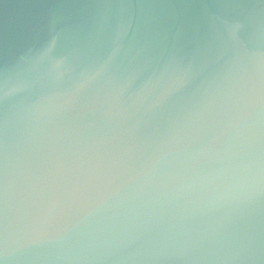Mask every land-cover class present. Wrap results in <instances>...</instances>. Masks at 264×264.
<instances>
[{
	"label": "water",
	"instance_id": "obj_1",
	"mask_svg": "<svg viewBox=\"0 0 264 264\" xmlns=\"http://www.w3.org/2000/svg\"><path fill=\"white\" fill-rule=\"evenodd\" d=\"M236 24L250 48L264 50V0H0V80L12 73L24 84L0 105V174L7 165L11 179L20 168L70 178L99 165L89 198L49 227L70 225L74 240L99 243L128 225L135 238L95 264H136L119 257L158 243L176 209L135 196L138 181L86 213L146 164L159 177L223 170L237 159L247 134L243 122L229 127L240 108L226 63L232 53L218 57L217 48ZM53 37L54 54H69L74 71L49 79L47 61L37 59ZM42 96L47 108L32 113ZM251 218L264 228V193ZM232 220L233 206L214 202L189 225L227 231ZM144 221L148 231L137 228Z\"/></svg>",
	"mask_w": 264,
	"mask_h": 264
},
{
	"label": "clouds",
	"instance_id": "obj_2",
	"mask_svg": "<svg viewBox=\"0 0 264 264\" xmlns=\"http://www.w3.org/2000/svg\"><path fill=\"white\" fill-rule=\"evenodd\" d=\"M240 28V24L226 28L217 48L218 57L232 53L226 63L232 69V89L240 108L229 127L239 128L244 123L243 132L247 134L242 141L244 150L226 169L217 171L185 173L181 170L157 177L152 172L153 165L146 164L106 196L95 200L86 215L139 181L135 196L147 193V203L176 209L174 215L179 219L169 225L158 243L149 241L143 254L121 256V261L136 264L166 260L181 264L264 262V228L251 218L252 205L264 193V50L250 48V40L241 35ZM56 44L55 37L43 44L37 59V64L47 61L49 79L74 71L69 54H54ZM21 87L23 82L16 80L12 73L0 80V105H6ZM48 98L42 96L30 106V111L39 115L47 108ZM98 168L99 165L75 172L70 178L58 169L37 177L27 168H20L15 179H11L6 165L0 174V264H95L109 258L104 253L135 238L128 225L99 243L74 240L70 225L50 229V223L62 216L66 208L89 198L91 185L100 178ZM214 202L233 206L230 230H200L189 225L197 209ZM137 228L148 231L149 222L144 221Z\"/></svg>",
	"mask_w": 264,
	"mask_h": 264
}]
</instances>
